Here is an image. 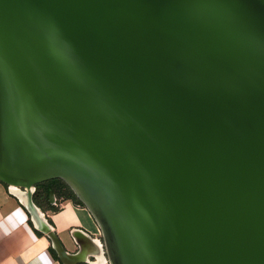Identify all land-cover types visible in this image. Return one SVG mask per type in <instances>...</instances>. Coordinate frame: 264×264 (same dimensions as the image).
Listing matches in <instances>:
<instances>
[{"label": "water", "instance_id": "1", "mask_svg": "<svg viewBox=\"0 0 264 264\" xmlns=\"http://www.w3.org/2000/svg\"><path fill=\"white\" fill-rule=\"evenodd\" d=\"M57 178L114 264H264V0H0V181Z\"/></svg>", "mask_w": 264, "mask_h": 264}, {"label": "crops", "instance_id": "2", "mask_svg": "<svg viewBox=\"0 0 264 264\" xmlns=\"http://www.w3.org/2000/svg\"><path fill=\"white\" fill-rule=\"evenodd\" d=\"M52 195L33 199L35 213L0 181V264H101L103 232L91 210L79 198Z\"/></svg>", "mask_w": 264, "mask_h": 264}, {"label": "rangeland", "instance_id": "3", "mask_svg": "<svg viewBox=\"0 0 264 264\" xmlns=\"http://www.w3.org/2000/svg\"><path fill=\"white\" fill-rule=\"evenodd\" d=\"M50 190L58 198L66 197L68 195H71V193L75 192L73 188L70 187V185L66 181H64L61 178H57V179L49 180V181L38 184L35 188L33 199H34V196H36L37 194L45 195L46 193H48V191L50 192ZM106 256L108 258L107 254ZM109 264L111 263L109 262Z\"/></svg>", "mask_w": 264, "mask_h": 264}, {"label": "bare ground", "instance_id": "4", "mask_svg": "<svg viewBox=\"0 0 264 264\" xmlns=\"http://www.w3.org/2000/svg\"><path fill=\"white\" fill-rule=\"evenodd\" d=\"M69 184H70V186L73 188L74 191L78 192V189H77L73 184H71L70 182H69ZM11 190H12L13 192H15L17 195H19L21 198H23V199L26 200V195L24 194V192H23L21 189H19V188L16 187V186H11ZM23 199H22V200H23ZM105 254H106V251H105ZM108 258H109V257H108ZM108 258L106 257V255H104L103 257L100 258L99 263L102 264V262H104V263H108V264H109V262H110L111 264H114L113 261H112L110 258H109V260H108Z\"/></svg>", "mask_w": 264, "mask_h": 264}, {"label": "trees", "instance_id": "5", "mask_svg": "<svg viewBox=\"0 0 264 264\" xmlns=\"http://www.w3.org/2000/svg\"><path fill=\"white\" fill-rule=\"evenodd\" d=\"M51 193H52V191L50 190V192L48 191V193H46L45 195L44 194L43 195L37 194L36 196H34V200H35V202L40 203V199L47 200L50 197ZM66 197L75 199L77 201L79 200L74 192L71 193V195H68Z\"/></svg>", "mask_w": 264, "mask_h": 264}, {"label": "built area", "instance_id": "6", "mask_svg": "<svg viewBox=\"0 0 264 264\" xmlns=\"http://www.w3.org/2000/svg\"><path fill=\"white\" fill-rule=\"evenodd\" d=\"M10 190H11V186H9ZM12 191V190H11Z\"/></svg>", "mask_w": 264, "mask_h": 264}]
</instances>
